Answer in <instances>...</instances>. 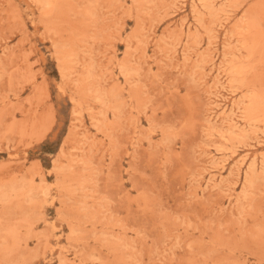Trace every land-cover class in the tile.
Wrapping results in <instances>:
<instances>
[{
    "label": "rangeland",
    "instance_id": "1",
    "mask_svg": "<svg viewBox=\"0 0 264 264\" xmlns=\"http://www.w3.org/2000/svg\"><path fill=\"white\" fill-rule=\"evenodd\" d=\"M0 264H264V0H0Z\"/></svg>",
    "mask_w": 264,
    "mask_h": 264
}]
</instances>
